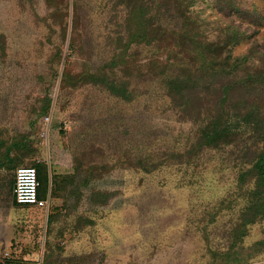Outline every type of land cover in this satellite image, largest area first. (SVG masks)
Instances as JSON below:
<instances>
[{
	"label": "rangeland",
	"instance_id": "obj_1",
	"mask_svg": "<svg viewBox=\"0 0 264 264\" xmlns=\"http://www.w3.org/2000/svg\"><path fill=\"white\" fill-rule=\"evenodd\" d=\"M179 1L193 4L183 13L147 0L161 41L138 44L131 0H0V254L18 264H264V215L250 197L260 178L242 180L264 146V83L247 84L264 80V0ZM236 32L240 42L224 47ZM213 44L222 54L204 59ZM95 73L129 99L77 88ZM167 78L198 84L175 101ZM231 83L240 87L227 97ZM248 111L262 127L247 125ZM221 112L241 115V134L189 161ZM38 164L49 210L13 195L16 170Z\"/></svg>",
	"mask_w": 264,
	"mask_h": 264
},
{
	"label": "trees",
	"instance_id": "obj_2",
	"mask_svg": "<svg viewBox=\"0 0 264 264\" xmlns=\"http://www.w3.org/2000/svg\"><path fill=\"white\" fill-rule=\"evenodd\" d=\"M133 4L132 8V32L130 37H132L131 41L142 44H150L151 40H157L158 42L161 41L160 39V29H157L156 32L153 34L150 32L151 26L153 23V18L150 15V6L147 5V0H131ZM174 2L179 4V11H187V8L191 6L193 3H188L186 7L183 5L184 1L179 0H173ZM218 4H220L221 0H218ZM224 1V0H223ZM184 7L186 9H184ZM149 18V19H148ZM151 19V20H150ZM133 28L137 29V32H133ZM240 40L238 39V33H233L227 40L226 45L224 47L228 46H236ZM221 49H223L222 45H208L205 46L204 51L201 52V56L207 60V53H214V54H222ZM206 53V55H205ZM213 59L217 60L214 56ZM215 63V61H214ZM214 63H211L214 65ZM168 82V90L170 96L176 101V99L184 100L186 92H188V89L194 88L198 84L197 82H192L190 79V82L185 81H179V80H171L169 78L166 79ZM258 83L262 84L264 83V80H254L253 77H251V80L247 82V84H253ZM84 85H94L103 89H107L113 96L123 98L125 100H128V93L126 91L125 85H119L117 82L111 81L106 75H102L101 73H95V74H84L81 78L77 81V88L82 87ZM260 86V85H259ZM240 87V84H234L231 83L223 88V93L227 97H234V92L238 90ZM257 90V88L255 89ZM240 104V111H242L246 106L247 102L243 98H239L237 101ZM238 117L235 118V120L227 118L226 114L221 112L216 118H213L210 120L209 123H207L206 126L202 127L200 130V137L196 140V143L192 146L191 150L187 153V158L189 161L193 158V156L200 155L201 152L206 150L207 148H217L220 147L223 144H231L235 140L237 136L241 134V125L239 123V119L241 118V115L238 114ZM248 126L255 125L257 128L262 127L261 123L254 121L253 122V115L248 111V113L242 118ZM260 132L261 141H264V129ZM262 134V135H261ZM20 168H34L37 172V178L39 181V198L45 199L40 196V189L42 188V182H44V179L47 178V167L44 164H38L34 165L33 167H20ZM146 168V167H145ZM18 170V169H17ZM16 170V172H17ZM148 172V170L146 169ZM78 174V173H77ZM257 174L258 178H260L258 183V188L255 193L252 192L250 194V197L252 199H258L259 205L256 204L255 208L257 210H262V214L264 215V199L262 198L264 196V146L262 147V152L260 153L258 157L257 163L254 165L253 169L249 171L248 174H245L242 176V180H245L248 175H252V177ZM76 175V174H75ZM75 175H73L71 178L75 179ZM69 179L68 177H62L60 175H55L54 184H60L62 181ZM15 182H16V173H15ZM55 187V186H54ZM57 187V186H56ZM15 189V186H14ZM14 195V193H13ZM260 201L262 203H260ZM29 207V206H27Z\"/></svg>",
	"mask_w": 264,
	"mask_h": 264
},
{
	"label": "built area",
	"instance_id": "obj_3",
	"mask_svg": "<svg viewBox=\"0 0 264 264\" xmlns=\"http://www.w3.org/2000/svg\"><path fill=\"white\" fill-rule=\"evenodd\" d=\"M45 120L46 122H50V118L48 117ZM14 199L15 203L19 206H35L40 209L49 208V200L39 198V181L36 169L19 168L17 170ZM1 258V264H14L10 252H4Z\"/></svg>",
	"mask_w": 264,
	"mask_h": 264
},
{
	"label": "crops",
	"instance_id": "obj_4",
	"mask_svg": "<svg viewBox=\"0 0 264 264\" xmlns=\"http://www.w3.org/2000/svg\"><path fill=\"white\" fill-rule=\"evenodd\" d=\"M49 200V199H48ZM49 208H50V206H49ZM49 208H44V209H48L49 210ZM44 209H42V210H44ZM6 250V251H5ZM4 251L5 252H10L11 253V255H12V257H13V263L15 264H18L19 262V260L17 259V257L14 255V253L10 250V249H5ZM4 251L0 254V258L2 257V255H3V253H4ZM14 260H15V262H14Z\"/></svg>",
	"mask_w": 264,
	"mask_h": 264
}]
</instances>
